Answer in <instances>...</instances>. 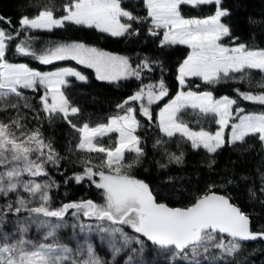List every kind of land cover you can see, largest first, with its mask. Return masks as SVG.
<instances>
[{
  "label": "snow or ice",
  "instance_id": "1",
  "mask_svg": "<svg viewBox=\"0 0 264 264\" xmlns=\"http://www.w3.org/2000/svg\"><path fill=\"white\" fill-rule=\"evenodd\" d=\"M18 8L0 13V264H249L253 241L264 252V16L242 35L226 0ZM79 66L102 88L135 87L89 93Z\"/></svg>",
  "mask_w": 264,
  "mask_h": 264
},
{
  "label": "trees",
  "instance_id": "2",
  "mask_svg": "<svg viewBox=\"0 0 264 264\" xmlns=\"http://www.w3.org/2000/svg\"><path fill=\"white\" fill-rule=\"evenodd\" d=\"M21 2V0H0V13H3L5 16H11L15 20L20 14L22 9L18 8V4ZM60 0H56V3L58 4ZM226 3L232 8V23L237 30L238 33L242 35H247L250 31V25L248 23V17H261L264 16V0H226ZM28 11H32V9H28ZM191 14H199L198 10L196 9H189ZM69 35H83V33H76L72 32L69 33ZM93 43L99 44L101 47H105L108 50L111 51H118V52H131L134 50H139L136 47V44H126V43H117L113 40H105L103 38H98L93 36L92 41ZM181 51H183V46H181ZM179 58V53L174 56V60ZM64 62H59L60 66L63 65ZM73 66L75 65V62H71ZM83 69V66H79ZM90 73V76L92 77V84L89 87V93H99L102 94L105 97L111 98L113 100L117 99L123 92L129 91L131 88L135 87L134 83L129 82L127 86L122 90H108L105 88L100 87V85L103 82H99L95 80V77L93 75V71L91 69H83ZM88 87V86H86ZM78 89H73V94L75 98L88 110L94 111V112H102L107 111V107L105 104L101 103L99 100L93 102L90 99V95H79ZM57 132L62 134L63 129L57 128ZM105 142H107L105 140ZM259 148L257 146L256 149H254L253 152L249 153L245 157V163L241 165V167L245 169H252L256 166L259 155L257 153L259 152ZM237 154L231 153V158L236 159ZM229 158V153H224V155L221 157V162L223 163L225 160ZM190 163L188 165L189 168L192 167V161L195 159L194 157L188 158ZM68 192L71 196V198H79L82 195H88L89 192L86 188V185L81 186H73L68 189ZM256 211H261L259 206H256ZM262 246L261 242L259 241H253L249 242L247 244V251L249 253V264L251 262H255V264H264V252H260L259 249ZM252 249H256V252H251Z\"/></svg>",
  "mask_w": 264,
  "mask_h": 264
},
{
  "label": "rangeland",
  "instance_id": "3",
  "mask_svg": "<svg viewBox=\"0 0 264 264\" xmlns=\"http://www.w3.org/2000/svg\"><path fill=\"white\" fill-rule=\"evenodd\" d=\"M83 70V69H82ZM84 71H86V70H84ZM93 71V70H92ZM87 72V71H86ZM89 75H90V73L89 72H87ZM93 75H94V73H93ZM186 119H189V120H191V121H195L196 119H198V117H196L194 114H189V115H187L186 116Z\"/></svg>",
  "mask_w": 264,
  "mask_h": 264
}]
</instances>
